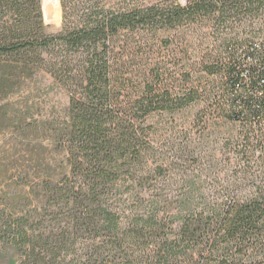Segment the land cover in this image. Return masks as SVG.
Instances as JSON below:
<instances>
[{
	"label": "trees",
	"instance_id": "1",
	"mask_svg": "<svg viewBox=\"0 0 264 264\" xmlns=\"http://www.w3.org/2000/svg\"><path fill=\"white\" fill-rule=\"evenodd\" d=\"M61 5L53 33L43 0H0V264H264V0ZM203 103L226 150L162 132Z\"/></svg>",
	"mask_w": 264,
	"mask_h": 264
},
{
	"label": "rangeland",
	"instance_id": "2",
	"mask_svg": "<svg viewBox=\"0 0 264 264\" xmlns=\"http://www.w3.org/2000/svg\"><path fill=\"white\" fill-rule=\"evenodd\" d=\"M182 4H187L190 0H179ZM56 4L58 8V18L57 20H49L47 27L49 32H58L63 23V9L61 5V0H43V10L45 11V5L46 4ZM207 29H203L202 31L197 30L195 35L193 37L189 38L183 34L179 36V39L176 41V44L179 43L180 50H186L188 51V56H193L192 58H195V55L198 52V49H200L201 46H206L208 43V39H204V32ZM212 39V38H211ZM197 48V49H196ZM168 49L163 50L162 53L165 54ZM182 58L179 57V59H175V65L178 69L180 66L184 64L182 62ZM215 77H212L214 79ZM220 97V94L224 95V90L216 91L213 93V96L211 97V103L217 102V99ZM16 99L12 100V103H16ZM205 108V104H196L193 106V108L188 109L185 112H182L180 114L175 115V120H172V115L165 114L162 117V132L167 138V140L177 139V142L179 144H183L184 139V131H181L183 128H186L187 121L194 123V130L195 132L200 130L201 127H203L204 124L209 125L208 131H211L214 133L212 136V142L210 144L211 150L214 149H222L223 147L226 150L225 144L228 143V140L238 135V127L235 125V123L230 122L226 117L224 116L226 114V110L223 111V109L219 110L218 112H215V109L217 108V105L214 104L211 108ZM212 112L213 114H211ZM205 113H208L205 116ZM173 126L175 128H173ZM179 129V130H178ZM6 125L0 123V164H2V161L5 157V152H10L13 149V146L15 145L14 139H12L9 135H7L6 132ZM195 138L200 139V135L197 133L195 135ZM219 139V140H217ZM217 140V141H216ZM2 171L0 170V189L2 186L3 181V175L1 174Z\"/></svg>",
	"mask_w": 264,
	"mask_h": 264
},
{
	"label": "bare ground",
	"instance_id": "3",
	"mask_svg": "<svg viewBox=\"0 0 264 264\" xmlns=\"http://www.w3.org/2000/svg\"><path fill=\"white\" fill-rule=\"evenodd\" d=\"M45 16H46L47 21L57 20L58 8H57V5L55 3L45 5Z\"/></svg>",
	"mask_w": 264,
	"mask_h": 264
},
{
	"label": "water",
	"instance_id": "4",
	"mask_svg": "<svg viewBox=\"0 0 264 264\" xmlns=\"http://www.w3.org/2000/svg\"><path fill=\"white\" fill-rule=\"evenodd\" d=\"M43 11H44V10H43ZM44 19H45V23L48 24L49 22H48L47 19H46L45 11H44Z\"/></svg>",
	"mask_w": 264,
	"mask_h": 264
}]
</instances>
